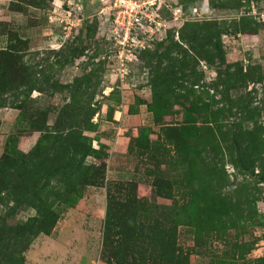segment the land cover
Returning a JSON list of instances; mask_svg holds the SVG:
<instances>
[{
    "label": "rangeland",
    "instance_id": "374dc122",
    "mask_svg": "<svg viewBox=\"0 0 264 264\" xmlns=\"http://www.w3.org/2000/svg\"><path fill=\"white\" fill-rule=\"evenodd\" d=\"M65 4L0 0V160L32 154L51 206L61 177L82 171L61 162L83 159L90 184L28 238L35 210L15 162L12 192L0 191V264H264V0H163L187 19L123 81L104 0H81L69 36ZM83 144L82 158L72 149Z\"/></svg>",
    "mask_w": 264,
    "mask_h": 264
},
{
    "label": "built area",
    "instance_id": "2783aa9c",
    "mask_svg": "<svg viewBox=\"0 0 264 264\" xmlns=\"http://www.w3.org/2000/svg\"><path fill=\"white\" fill-rule=\"evenodd\" d=\"M81 0H66L62 12L57 18L60 31L69 36L80 26ZM103 7L110 22L108 27L111 51L107 59L114 64L117 78L125 80L128 65L136 60L142 50L149 47L153 41L166 33L174 24L187 19L181 7L170 8V13H164L163 0H104ZM78 8V9H77ZM193 12V13H192ZM255 12V9H252ZM197 16L198 9L194 7L190 14ZM264 19V10L258 13Z\"/></svg>",
    "mask_w": 264,
    "mask_h": 264
},
{
    "label": "trees",
    "instance_id": "16d2710c",
    "mask_svg": "<svg viewBox=\"0 0 264 264\" xmlns=\"http://www.w3.org/2000/svg\"><path fill=\"white\" fill-rule=\"evenodd\" d=\"M142 50V52H144ZM140 52V55L141 53ZM4 54V53H2ZM7 54V53H6ZM7 56V55H5ZM7 58V57H4ZM2 62V59H0V63ZM6 85L4 82L2 86ZM0 85V88H2ZM237 145L239 147V143L237 142ZM47 147L41 149L42 151L45 150ZM41 151V152H42ZM74 152H81L82 158L83 156L87 155L89 150H86V146L83 144L81 145H74V149H72ZM41 155L48 156L47 152H42ZM25 158V161H22L20 159V155H17V159H15V156H3L0 160V191L5 190L6 193H9L8 191L12 192V189L9 188V181L7 183V180L9 178V174L12 170V167L14 166V163L20 164V174L21 178H24V182L22 184H19L18 194L21 197V202H28L32 207L34 208L35 212L32 217H30L28 220H26L24 223L21 224L22 233L29 235L28 238H33L37 236L41 232H50L53 226H55V223L57 222V216L52 208L54 204H57L59 202H68L74 199V195L77 197L80 192V187L83 186V184H90V180L88 178L89 173V167L87 165H83L84 163L83 159L77 160L75 159L73 161V164H64L61 162L59 164V167H62L65 170H68L69 168H77L80 167L82 171L79 172V175H70L65 174L61 177V180L65 181V184H67L65 188V192L63 194H58L57 197L53 200L56 201L55 203L51 204L48 202L50 193L46 192L45 197H43L40 193L38 183L45 178H48L50 176L49 172H42V169H40L38 172H40V176L34 179L33 174L30 172V167L27 162L30 157L33 155H21ZM64 156V155H63ZM74 158V157H73ZM16 160H20L21 163L17 162ZM82 164V165H81ZM55 170V169H54ZM65 176V177H64ZM33 179V180H32ZM88 180V181H87ZM80 186V187H79ZM79 187V188H78ZM15 200V199H14ZM114 198H111V201H113ZM64 202V203H65ZM143 263L144 261L141 260Z\"/></svg>",
    "mask_w": 264,
    "mask_h": 264
},
{
    "label": "crops",
    "instance_id": "0c3cea01",
    "mask_svg": "<svg viewBox=\"0 0 264 264\" xmlns=\"http://www.w3.org/2000/svg\"><path fill=\"white\" fill-rule=\"evenodd\" d=\"M89 264H94V263L92 262V260H90V261H89Z\"/></svg>",
    "mask_w": 264,
    "mask_h": 264
}]
</instances>
